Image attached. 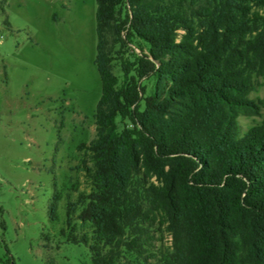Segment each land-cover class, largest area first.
Returning a JSON list of instances; mask_svg holds the SVG:
<instances>
[{"label": "trees", "instance_id": "16d2710c", "mask_svg": "<svg viewBox=\"0 0 264 264\" xmlns=\"http://www.w3.org/2000/svg\"><path fill=\"white\" fill-rule=\"evenodd\" d=\"M96 2L102 96L96 138L78 147L90 190L69 199L61 235L92 264H264V124L242 135L238 123L260 113L249 95L264 77V0ZM136 40L148 54L119 59L120 83L113 62Z\"/></svg>", "mask_w": 264, "mask_h": 264}, {"label": "rangeland", "instance_id": "374dc122", "mask_svg": "<svg viewBox=\"0 0 264 264\" xmlns=\"http://www.w3.org/2000/svg\"><path fill=\"white\" fill-rule=\"evenodd\" d=\"M96 12V0H0L2 260L9 252L16 264H92L89 248L69 243L60 232L66 228L69 199L76 201L90 190L83 170L86 157L78 147L97 135L102 83ZM140 47L148 54V45L136 40L113 62L120 83L119 59L136 62ZM140 83L145 96L154 93V78ZM249 99L260 113L238 117L242 135L264 124V77L253 78ZM116 124L119 131L132 127L120 117ZM55 193L61 199L53 222ZM77 231L83 232L80 226ZM155 238L157 249L172 244L166 232Z\"/></svg>", "mask_w": 264, "mask_h": 264}]
</instances>
